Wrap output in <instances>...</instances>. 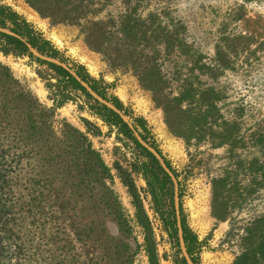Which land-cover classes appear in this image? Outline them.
<instances>
[{"label": "rangeland", "instance_id": "obj_1", "mask_svg": "<svg viewBox=\"0 0 264 264\" xmlns=\"http://www.w3.org/2000/svg\"><path fill=\"white\" fill-rule=\"evenodd\" d=\"M85 1L91 11L72 24L42 15L27 0H0V27L81 74L169 162L193 264H236L258 247L254 223L264 217V0ZM130 7L134 20L158 16L176 32L170 55L163 41L145 50L134 44L128 60L126 49L115 45L125 38L110 27L113 35L100 49L90 45L92 21L118 25ZM28 54L19 55L0 37V74L8 68L13 79L2 76L0 87V264H182L179 234L171 233L175 218L178 230L171 177L156 202L148 184L151 161L133 134L127 136L105 106L65 81L52 63ZM144 62L158 65L170 100L213 90L215 123L206 125L193 111L197 135L176 134L141 83ZM16 95L34 100L46 115L45 137L14 140L16 132L23 134L13 108ZM182 109H189L188 101ZM2 111L9 114L5 120ZM227 131L231 140L221 142ZM75 133L90 144L97 163L91 158L85 164L81 156V167L71 166ZM48 150L49 161L43 159ZM220 180L226 184L216 193ZM33 194L39 205L34 213L25 211L15 227L11 205ZM104 195L111 201L107 206Z\"/></svg>", "mask_w": 264, "mask_h": 264}, {"label": "trees", "instance_id": "obj_2", "mask_svg": "<svg viewBox=\"0 0 264 264\" xmlns=\"http://www.w3.org/2000/svg\"><path fill=\"white\" fill-rule=\"evenodd\" d=\"M28 3L36 8L42 15H49L50 17H54V21L58 23H72V24H79L82 19L88 14V12L91 11V5L92 3H88L85 0H27ZM135 15V8L130 7L128 9V12L122 16L119 24L117 25L113 20H110L108 22H99V21H92L91 26L89 27V35L88 40L90 41V45H92L94 48L100 49L102 47L104 40L106 39V36H112L113 32L111 30H108V27L115 29L118 31L117 33L125 38L122 43H119V41L115 42V45L118 47H124L126 50V54L128 56V60H131V57L133 55L132 51L129 49L136 44L143 46V49H149L151 46H154L160 41H163V46L165 53L167 55H170L171 52L174 50L173 44H175L176 40V32L171 30L168 25H162V21H160V17L152 15L147 22H138L134 20ZM3 24L0 19V25ZM0 37L4 38L5 41L9 46H12L14 50L20 55H27L29 53V49L23 41L20 39L6 35L1 34ZM115 39H117V36H115ZM130 40V41H129ZM30 44H32L34 47L36 46L35 43L29 41ZM178 42V41H177ZM178 47H181V44H178ZM181 49V48H180ZM116 50V47H115ZM120 50V48H119ZM42 51V50H40ZM30 57H33L32 54H28ZM143 56V55H142ZM51 68H53L55 71L61 74V76L64 77V80L73 85L74 88L82 90L83 92H86L85 89L77 82V80L65 69L62 67L55 65V64H49ZM140 69H142L139 72V77L141 80L142 85L149 91L152 92L154 95V98L159 102V104L163 107L164 112L166 114V120L170 128L178 134L179 136H186L188 133L192 137H195L197 133H195V127L198 125V123H194V116L193 111H198L200 113L199 115L204 118V122H206V125H212L215 123L213 121V117L215 116V109H216V99H215V93L213 90H205L200 93H190V92H183L180 94L182 97L175 98L174 100H170L166 94V87L168 86V82L166 79L160 75V69L158 65L150 64L144 62L140 66ZM3 74H0V87L1 85L2 76L4 79L13 80L12 79V73L8 68L3 67L2 68ZM81 76V74H79ZM82 77V76H81ZM0 92H2V89H0ZM0 99H1V93H0ZM188 101L189 103V109L183 110L182 104L183 102ZM13 108L15 111H19L15 114L18 118H21V123L19 121L17 122V126H20L19 132H23V134H14V140L19 142V136H22L23 138L28 137V139H35L38 137H45L44 135L47 134L46 131H48L47 128V121L45 120V114L42 113L43 111L39 109L37 103L27 98V96L22 97L20 95H16L13 99ZM106 111L110 112V115L112 116L113 120L116 122V124H119L121 126L122 131L133 139L132 132L129 129L128 125L123 122V120L114 112L109 111L106 107H103ZM119 108V107H118ZM3 114V115H2ZM1 119L5 120V115L9 117V114H6L4 111H2ZM212 117V122H208L209 119ZM188 119H190V125L187 123ZM226 126H229L228 123L224 122ZM232 126V125H231ZM25 128V129H23ZM84 136L79 133V136H76V133L71 136V139L74 140V144H70L69 148L71 151V154L74 155V158L70 161L71 166L74 165L77 168H80L81 165H79L80 160H84V163L86 164V161H91V158H94V163H97L98 160L95 158L97 155L96 153L91 149L90 144L86 141L80 140ZM231 133L227 131L226 136L220 135L219 138L221 139V142H226L231 140ZM45 142H47L48 137L44 138ZM27 140V138H26ZM136 142V141H135ZM137 143V142H136ZM138 147L142 149V152L150 159L151 161V168H150V174L148 176V184L151 188L152 194L155 198L156 202H159V199L161 197L162 190L166 189L169 185L172 184V181L170 177L164 172L162 167L160 166L159 162L154 158V156L146 151L144 148H142L138 143ZM44 146V145H43ZM42 146V147H43ZM86 146V147H85ZM236 146V144H233L232 147ZM7 149H17L16 146H7ZM32 149V147H31ZM81 156L83 157L81 159ZM53 159V157L49 155V150L46 156L43 158L47 161ZM83 162V161H82ZM167 166L171 169V166L169 162L166 161ZM90 167L94 170V166L90 165ZM225 181H215V192L219 193L220 189L219 187L225 185ZM219 189V190H218ZM9 194L11 195L13 190H9ZM5 196L6 193L4 191ZM105 198H102V202L107 206L111 202L109 198H107V195H104ZM17 200V199H16ZM39 205V202L36 200L35 195L33 194L31 198L28 201L23 200H17L15 201L11 207L12 208V214L15 216V221L13 222L14 226L17 227L18 224L16 221L24 216V212L28 211L31 213L35 212V209ZM175 218V216H174ZM121 224V222H119ZM182 225L184 229V239L186 246L188 248V253L191 254V248L192 242L190 240V236L188 233V230L185 226L184 220H182ZM171 233L173 236H177L178 230L176 229V218L171 223ZM254 228L260 231V234L257 236L260 243L258 244V247L254 250H252L251 254L247 252L246 254H243L237 261L236 264H255L258 262L264 263V217L258 219L254 223ZM250 236L253 235V231L249 232ZM253 237V236H252ZM109 242L103 243V245H107ZM108 246H106V249ZM194 260V259H193ZM182 264H186V261L184 258L182 259Z\"/></svg>", "mask_w": 264, "mask_h": 264}, {"label": "water", "instance_id": "obj_3", "mask_svg": "<svg viewBox=\"0 0 264 264\" xmlns=\"http://www.w3.org/2000/svg\"><path fill=\"white\" fill-rule=\"evenodd\" d=\"M0 32L6 35H10L13 37H16L18 39H20L21 41H23L24 43H26L28 49L30 50V52L37 57L40 60L52 63V64H57L62 66L65 70H67L76 80L77 82L95 99L97 100L100 104H102L103 106L109 108L110 110H112L114 113H116L118 116L121 117V119L124 121L125 124L128 125L129 129L131 130L133 136L135 137L136 141L143 147L145 148L148 152H150L160 163V166L163 168V170L165 171V173L167 175H169L171 177V179L173 180L175 186H176V193H175V206H176V214H177V223H178V234H179V242H180V249L182 252L183 257L185 258L186 262L188 264H193L187 248H186V244H185V240H184V235H183V229H182V224H181V218H180V211H179V198H178V185H177V181L176 178L174 176V174L171 172V170L168 168V166L166 165L164 159L162 158V156L151 146H149L144 139L142 138V136L140 135V133L136 130L135 126L132 124V122L129 120V118L120 110L118 109L116 106H114L113 104L107 102L105 99H103L102 97H100L86 82H84L79 75L74 72L73 70H71L66 64L61 63L60 61L56 60V59H51L48 57H45L43 55H41L35 48H33V46L31 44H29L28 42H26L22 37H20L19 35L3 29L0 27Z\"/></svg>", "mask_w": 264, "mask_h": 264}, {"label": "bare ground", "instance_id": "obj_4", "mask_svg": "<svg viewBox=\"0 0 264 264\" xmlns=\"http://www.w3.org/2000/svg\"><path fill=\"white\" fill-rule=\"evenodd\" d=\"M33 15H34V14H33ZM41 27H42V26H41ZM46 29H47V28H46ZM55 34H56V33H55ZM55 34H54V36H55L56 38H58L59 40H61L60 37L57 36V35H55ZM62 40H63V39H62ZM63 41H64V40H63ZM55 43H56V42H55ZM58 45H59V44H58ZM63 46H64V45H63ZM66 46H67V45H66ZM86 61H87V60H86Z\"/></svg>", "mask_w": 264, "mask_h": 264}, {"label": "flooded vegetation", "instance_id": "obj_5", "mask_svg": "<svg viewBox=\"0 0 264 264\" xmlns=\"http://www.w3.org/2000/svg\"><path fill=\"white\" fill-rule=\"evenodd\" d=\"M124 122V121H123Z\"/></svg>", "mask_w": 264, "mask_h": 264}]
</instances>
